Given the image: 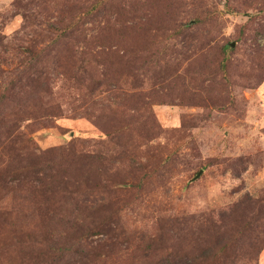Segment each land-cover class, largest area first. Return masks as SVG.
Listing matches in <instances>:
<instances>
[{
	"label": "rangeland",
	"instance_id": "obj_1",
	"mask_svg": "<svg viewBox=\"0 0 264 264\" xmlns=\"http://www.w3.org/2000/svg\"><path fill=\"white\" fill-rule=\"evenodd\" d=\"M0 264H264V0H0Z\"/></svg>",
	"mask_w": 264,
	"mask_h": 264
},
{
	"label": "water",
	"instance_id": "obj_2",
	"mask_svg": "<svg viewBox=\"0 0 264 264\" xmlns=\"http://www.w3.org/2000/svg\"><path fill=\"white\" fill-rule=\"evenodd\" d=\"M203 170H200L196 177H199L202 174Z\"/></svg>",
	"mask_w": 264,
	"mask_h": 264
},
{
	"label": "trees",
	"instance_id": "obj_3",
	"mask_svg": "<svg viewBox=\"0 0 264 264\" xmlns=\"http://www.w3.org/2000/svg\"><path fill=\"white\" fill-rule=\"evenodd\" d=\"M221 65H222L223 67L225 66L224 60H223V62L221 63Z\"/></svg>",
	"mask_w": 264,
	"mask_h": 264
}]
</instances>
